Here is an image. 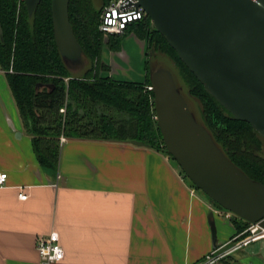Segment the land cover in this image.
<instances>
[{"label": "crops", "instance_id": "0c3cea01", "mask_svg": "<svg viewBox=\"0 0 264 264\" xmlns=\"http://www.w3.org/2000/svg\"><path fill=\"white\" fill-rule=\"evenodd\" d=\"M118 56L125 58L123 51ZM59 150L54 173L39 165L0 71V174L7 176L0 188V264H38L36 239L50 232L64 250L57 264H201L215 251L210 223L218 249L236 239L231 214L162 152L64 137ZM262 241L228 254L235 264H262L263 247L254 249L257 258L242 251Z\"/></svg>", "mask_w": 264, "mask_h": 264}, {"label": "trees", "instance_id": "16d2710c", "mask_svg": "<svg viewBox=\"0 0 264 264\" xmlns=\"http://www.w3.org/2000/svg\"><path fill=\"white\" fill-rule=\"evenodd\" d=\"M109 1L102 0L103 6ZM102 7L94 10L91 0H69L70 28L92 66L85 76L77 78L65 69L54 43L51 0H41L31 17L23 0H0V71L6 75L20 118L32 138L36 160L48 172L57 169L61 137L125 144L137 141L167 155L154 117L153 94L146 90L150 86L148 74L143 82L100 75L104 64L99 53L104 42L97 26ZM149 24L145 16L123 35H108V49L118 51L121 40L117 38L134 30L138 36L147 37L152 51L176 60L184 72L188 95L199 102L202 125L215 145L251 181L264 186V160L256 155L261 149L259 134L218 104L164 37L154 29L146 32ZM62 108L63 114L59 112ZM239 220L241 224L233 220L236 239L231 247L245 239L246 229L253 226ZM214 264L235 262L233 255L227 254Z\"/></svg>", "mask_w": 264, "mask_h": 264}, {"label": "water", "instance_id": "95a60500", "mask_svg": "<svg viewBox=\"0 0 264 264\" xmlns=\"http://www.w3.org/2000/svg\"><path fill=\"white\" fill-rule=\"evenodd\" d=\"M23 1L31 17L41 0ZM68 4L51 0L54 43L63 64L66 58H85L70 28ZM135 8L145 12L212 98L264 138V0H136ZM149 80L166 156L213 205L264 233V186L235 167L209 131L195 123L168 72L158 70ZM210 227L217 250L215 226Z\"/></svg>", "mask_w": 264, "mask_h": 264}, {"label": "rangeland", "instance_id": "374dc122", "mask_svg": "<svg viewBox=\"0 0 264 264\" xmlns=\"http://www.w3.org/2000/svg\"><path fill=\"white\" fill-rule=\"evenodd\" d=\"M91 3H92V7L94 10H98L103 6L102 0H91ZM99 21H100V16H99ZM152 29H154V26L150 22L149 27L146 32L148 33V31ZM98 32L102 36V39H103L102 42H104L101 46L100 53H99L100 61L102 64H104V69L100 71L101 72L100 75L102 77H107L110 80L113 79V80H118V81H137L141 79L142 74H144L143 79H145L147 74L150 77V75L157 73L158 70L166 71L171 75L173 86H175V89L177 93L180 95V97L182 98V101H184V103L187 105V108L190 114L192 115L195 123L199 126H203L202 118L200 115V109H199L200 104L197 100L195 99L193 100L190 97V95H188V89L184 83V80H185L184 72L180 69L176 60L170 59L163 54L152 51L149 48L147 37L138 36V34L134 30L128 33L124 37L117 38L121 40V46L118 51H112V50L110 51L105 42L108 36L103 35L99 31V27H98ZM142 43L145 49L142 48ZM122 51L125 55L124 59L118 56V53H121ZM63 65H65L64 67L70 75H72L73 77H77V78H82L83 76L87 74L86 72L92 68L89 61L85 58H81V59H78L72 62L71 60H68L66 58V61L64 59ZM59 112L63 114L64 108L60 109ZM155 120H156V117H155ZM257 142L258 144H260L261 149L257 151L256 155L258 156V158L264 160V138L258 135ZM178 168L180 170L179 166ZM180 173L184 176L181 170H180ZM184 177L187 179L186 176ZM190 185L193 186V184L191 183ZM199 192L202 193L201 191ZM221 211L226 212V210H223V209ZM230 214L232 216V220H236L240 224L242 223V221L239 220L240 218L235 217L232 213ZM246 228L247 227H245V229ZM246 230H248L247 235H245L246 238L243 240H240L236 245H239L240 243L242 244L244 241L248 239L249 240H254V239L264 240L263 237L259 238V236H263L262 235L263 232H261L255 225L250 226V228H247ZM234 242L235 241L233 240L230 243V245H227L226 247H224L225 249H223V251L224 250L229 251L233 249L234 246L231 247V245L234 244ZM263 244H264V241L258 242L254 245H250L248 248L242 249V251H246L247 255H251L254 258L257 256V255H254V252H255L254 249L257 247V248H260L261 250L262 249L261 247L264 248ZM242 247H244V245H242ZM258 253H261V254H258L259 255L258 258L261 261V263L264 264L263 250L258 251Z\"/></svg>", "mask_w": 264, "mask_h": 264}, {"label": "built area", "instance_id": "2783aa9c", "mask_svg": "<svg viewBox=\"0 0 264 264\" xmlns=\"http://www.w3.org/2000/svg\"><path fill=\"white\" fill-rule=\"evenodd\" d=\"M136 0H110L101 9L99 31L105 35H123L131 25L140 23L146 16L141 8H135ZM152 92V87H146ZM64 139L62 138L61 141ZM6 174H0V188H3L6 181ZM27 196L19 195V199H26ZM254 240H246L242 244L234 245V249H238L242 245H246ZM224 249V248H223ZM35 250L39 257L38 264H57L64 259V250L59 241L57 232H50L47 235H41L36 239ZM230 251L217 249L201 264H214L224 258Z\"/></svg>", "mask_w": 264, "mask_h": 264}, {"label": "bare ground", "instance_id": "6f19581e", "mask_svg": "<svg viewBox=\"0 0 264 264\" xmlns=\"http://www.w3.org/2000/svg\"><path fill=\"white\" fill-rule=\"evenodd\" d=\"M262 235H263V236H259V238H262V237L264 238V233H263Z\"/></svg>", "mask_w": 264, "mask_h": 264}]
</instances>
